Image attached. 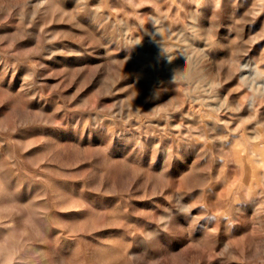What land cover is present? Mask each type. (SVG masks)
I'll return each mask as SVG.
<instances>
[{
  "label": "rangeland",
  "instance_id": "obj_1",
  "mask_svg": "<svg viewBox=\"0 0 264 264\" xmlns=\"http://www.w3.org/2000/svg\"><path fill=\"white\" fill-rule=\"evenodd\" d=\"M0 264H264V0H0Z\"/></svg>",
  "mask_w": 264,
  "mask_h": 264
},
{
  "label": "bare ground",
  "instance_id": "obj_2",
  "mask_svg": "<svg viewBox=\"0 0 264 264\" xmlns=\"http://www.w3.org/2000/svg\"><path fill=\"white\" fill-rule=\"evenodd\" d=\"M252 104H253V100H250V106H252Z\"/></svg>",
  "mask_w": 264,
  "mask_h": 264
}]
</instances>
